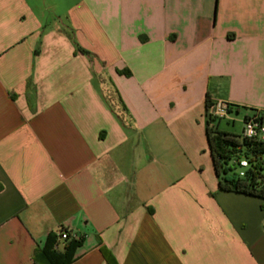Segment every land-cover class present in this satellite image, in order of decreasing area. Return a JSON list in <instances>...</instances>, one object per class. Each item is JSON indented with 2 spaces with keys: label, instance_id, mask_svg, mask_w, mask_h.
<instances>
[{
  "label": "crops",
  "instance_id": "obj_1",
  "mask_svg": "<svg viewBox=\"0 0 264 264\" xmlns=\"http://www.w3.org/2000/svg\"><path fill=\"white\" fill-rule=\"evenodd\" d=\"M207 94L264 111V0H0V264L64 251L61 228L69 264H264Z\"/></svg>",
  "mask_w": 264,
  "mask_h": 264
},
{
  "label": "trees",
  "instance_id": "obj_2",
  "mask_svg": "<svg viewBox=\"0 0 264 264\" xmlns=\"http://www.w3.org/2000/svg\"><path fill=\"white\" fill-rule=\"evenodd\" d=\"M214 101L210 95L206 97V131L213 165L219 177V187L224 191H235L245 195L264 199V142L242 138L220 128V118L210 114ZM229 112H233L230 104ZM239 112V108L236 107ZM218 121L217 123H215ZM246 157L249 166L244 175L239 173V165L235 163ZM61 230H65L61 228ZM65 250L60 251L57 245V234L50 233L43 248L36 254V261L41 264H69L72 262L74 250L81 244L82 239H67ZM101 251L109 264H119L113 253L105 246Z\"/></svg>",
  "mask_w": 264,
  "mask_h": 264
},
{
  "label": "built area",
  "instance_id": "obj_3",
  "mask_svg": "<svg viewBox=\"0 0 264 264\" xmlns=\"http://www.w3.org/2000/svg\"><path fill=\"white\" fill-rule=\"evenodd\" d=\"M231 106L229 103L223 100L214 101L210 108V114L216 118H226L230 115L229 108ZM242 138L253 139L264 142V111L254 110L250 114L244 117V126L242 130ZM235 163L239 165L240 175H244L246 168L249 166V161L246 157H242L236 160ZM59 238L62 240H67L71 238V235L65 231L61 230L59 233ZM58 247V244L56 245Z\"/></svg>",
  "mask_w": 264,
  "mask_h": 264
},
{
  "label": "rangeland",
  "instance_id": "obj_4",
  "mask_svg": "<svg viewBox=\"0 0 264 264\" xmlns=\"http://www.w3.org/2000/svg\"><path fill=\"white\" fill-rule=\"evenodd\" d=\"M245 116L246 113L244 111H241L239 114L234 112L230 115V117L228 116L226 118L220 119V128L236 134H241L244 126ZM217 122L218 121H216L215 123Z\"/></svg>",
  "mask_w": 264,
  "mask_h": 264
}]
</instances>
